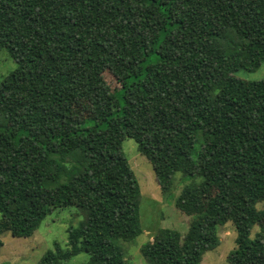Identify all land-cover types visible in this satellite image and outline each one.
Segmentation results:
<instances>
[{"label":"trees","instance_id":"16d2710c","mask_svg":"<svg viewBox=\"0 0 264 264\" xmlns=\"http://www.w3.org/2000/svg\"><path fill=\"white\" fill-rule=\"evenodd\" d=\"M3 50L17 66L0 82V234L29 238L74 207L66 248L37 264H130L131 139L162 193L189 179L174 202L187 231L157 229L147 264H201L227 223L228 261L264 264V79L233 76L264 62V0H0Z\"/></svg>","mask_w":264,"mask_h":264},{"label":"rangeland","instance_id":"374dc122","mask_svg":"<svg viewBox=\"0 0 264 264\" xmlns=\"http://www.w3.org/2000/svg\"><path fill=\"white\" fill-rule=\"evenodd\" d=\"M15 61L6 50L0 52V82L16 69ZM243 81H261L264 79V62L254 71L239 70L233 75ZM105 82L113 88L116 83L113 78L104 73ZM122 153L127 159L140 187L139 220L142 233L131 243L119 242L124 257L130 264H147L141 255V247L150 240V236L159 228L174 229L184 234L187 231L190 218L175 208L174 202L183 185L189 183L188 178L180 180L181 174L174 176V187L164 194L156 183L149 162L137 152L136 143L131 139L123 140ZM258 210L263 209L257 204ZM83 220V214L74 207L52 211L40 224L39 228L29 238H13L8 233L0 234L3 243L0 249V263L37 264L40 258L52 249L56 242L66 248L67 232L76 228ZM258 228L251 230L252 239ZM219 245L205 253L201 264H250L245 260L228 261V254L235 248V231L232 224L227 223L218 228ZM88 256L81 253L66 264H84ZM261 264V262L259 263Z\"/></svg>","mask_w":264,"mask_h":264}]
</instances>
